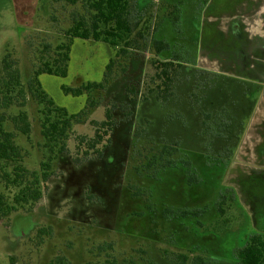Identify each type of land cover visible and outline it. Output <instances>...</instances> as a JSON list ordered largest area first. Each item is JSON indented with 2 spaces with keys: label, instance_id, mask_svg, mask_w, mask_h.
I'll return each instance as SVG.
<instances>
[{
  "label": "rangeland",
  "instance_id": "rangeland-1",
  "mask_svg": "<svg viewBox=\"0 0 264 264\" xmlns=\"http://www.w3.org/2000/svg\"><path fill=\"white\" fill-rule=\"evenodd\" d=\"M154 2L160 7V0ZM24 6L19 0H0V61L11 52L22 70L29 67L33 55L26 43L22 46L21 35L25 41L29 33H23L32 30L31 36H37L35 48L44 42L56 46L61 32L70 24L71 10L63 2L39 0L26 10L25 22L29 25L24 26L20 25L25 19ZM162 15L159 11L157 22H161ZM189 27V37L193 39L195 35ZM173 32V25L165 23L162 36L172 34L175 40L178 37ZM115 55L116 49L107 43L75 38L67 76L42 74L40 82L58 106L77 114L84 109L87 95H67L62 87L101 82ZM188 57L190 63H185L176 97L167 103L155 94L144 99L155 73L154 52L138 54L130 61L128 73L111 84L103 106L90 115L89 121H102L106 105L111 102L130 104L132 116L125 118L117 111L111 146L102 158H92L80 166L73 163L78 139L91 137L94 130L89 122L74 127L69 153L54 163L56 174L48 188L43 187V197L35 209H20L0 219V264H50L58 256L65 257L68 264H180L181 255L188 256L186 264H239L236 253L246 236L263 231L251 228L250 206L244 195L241 199L237 194L238 175L249 169L239 167L241 157L236 156V164L226 173L238 141V134L221 131L222 126L236 125L230 113L219 111L214 118L218 122L209 120L204 129L202 114L220 106H238L244 92L233 88L231 81L195 69L193 58ZM200 64L201 68L217 70L216 65L204 60ZM131 83H138L141 95L129 103L126 87ZM22 109L31 122L30 137L15 131L10 124L7 127L15 132L16 144L24 150L23 165L39 172L45 154L39 121L41 106L28 97ZM19 110L14 106L5 112L13 116ZM202 130L208 134H202ZM175 141L180 143L178 153L171 157L175 165L163 168L159 162L161 148ZM247 143L252 146L249 137ZM248 164L255 167L250 161ZM6 170L11 171L12 166ZM263 175L243 176L239 180L247 196L254 198V182ZM189 177L199 182L189 185ZM18 191L16 187L6 189L0 180V193L13 198ZM222 194L226 200L221 205ZM165 210L179 213L167 216ZM185 210L202 212L198 217H182L180 212ZM42 228L47 235L39 234Z\"/></svg>",
  "mask_w": 264,
  "mask_h": 264
},
{
  "label": "trees",
  "instance_id": "trees-1",
  "mask_svg": "<svg viewBox=\"0 0 264 264\" xmlns=\"http://www.w3.org/2000/svg\"><path fill=\"white\" fill-rule=\"evenodd\" d=\"M48 1L54 4L63 2L71 7L70 24L61 32V41L56 46L44 42L35 48L34 39L37 36L35 34L34 37L31 36L34 32L30 30L23 33H29L25 41L24 35H21L22 46L24 47L26 43L30 55H33L29 67H24L22 70L19 61L13 59L11 52H7L0 61V180L5 184L6 189L19 188L13 198L0 193V219L8 218L20 209L27 212L35 209L43 197V187L48 188L49 181L56 174L54 163L59 159H64L69 153L68 142L75 126L89 122L94 131L91 137H79L73 163L80 166L92 158L100 159L104 156L105 150L111 146V137L117 126L116 112L119 111L125 118H129L132 116L130 104L115 102L107 104L102 121H89L90 115L103 106L108 88L117 78L128 73L130 61L138 54L152 51L156 57L152 64L155 71L151 81L152 85L144 99L147 100L149 95L155 94L158 100L167 103L176 97L177 83L185 68V63L190 61L188 56L193 58L192 64L195 65L198 37L197 28L191 16L195 13L193 7L195 4L205 5L207 3V0H170V2L160 0L161 5L158 7L153 0ZM159 11L163 12L160 23L156 21ZM197 13L199 14L200 11L198 10ZM168 22L173 25V33L178 37L175 40L172 34L162 36L164 24ZM189 25L192 26L195 35L193 39L189 37ZM160 29L161 37H159ZM75 38L107 43L116 49V55L106 66L101 82H80L75 87H62L67 95H87L84 109L77 114H71L66 108L55 103L43 89L39 77L42 74L67 76L71 48ZM189 39L190 43L193 41L191 46L188 44ZM211 77L216 78L217 76ZM242 90L244 92L242 97L245 96L247 99L245 101H250L247 97L252 89L245 85L242 86ZM126 93L129 103L137 101L141 95L138 83L129 84L126 87ZM28 97L41 106L39 121L45 154L40 163L39 172L31 171L23 165L24 150L16 144L15 132L8 128L10 124L15 131L25 137H30L31 122L28 113L22 109L26 106ZM14 106L20 109L19 112L13 116L7 115L5 111ZM234 108L237 106L230 108L221 106L213 114L203 112L205 121L202 129L209 120L215 121L214 124L217 123L218 119L214 118L217 117L219 111L224 110L223 112L230 113L234 118L232 122L236 125L228 126L229 128L222 126L221 131H226L224 134H236L239 127L242 130V126L246 125L249 112L246 106L245 109L240 107L238 113L234 111ZM243 112L245 121L240 118ZM202 134L208 133L202 130ZM216 134L223 133L216 132ZM179 145L178 141L163 145L159 160L161 167H174L175 161L171 157L178 153ZM10 165L12 170L7 171L6 168ZM188 182L189 185H193L199 180L189 177ZM225 200L226 195L222 194L219 204H224ZM174 212L165 210L167 216L179 213ZM201 212V210H185L180 214L182 217H198ZM39 234L47 235L46 229H40ZM236 255L239 264H264V234L256 232L247 235ZM178 257L181 260L180 264H186L189 260L187 255ZM50 264H68V262L65 257L58 256Z\"/></svg>",
  "mask_w": 264,
  "mask_h": 264
},
{
  "label": "crops",
  "instance_id": "crops-1",
  "mask_svg": "<svg viewBox=\"0 0 264 264\" xmlns=\"http://www.w3.org/2000/svg\"><path fill=\"white\" fill-rule=\"evenodd\" d=\"M19 2L25 5L23 9L25 13L33 7L34 2L39 0H19ZM193 11L195 13L191 16L197 28L198 37L195 69L212 76L216 75V78H222L224 81H231L233 88L248 85L253 92V95L251 92L247 97L250 101H245L247 99L244 96L237 108H234V111L238 113L240 107L244 109L245 106L248 107L249 116L242 130L239 127L236 132L239 139L232 149V159L227 164L226 173L236 164L234 163L236 156L241 157L239 167L249 170H242L239 173L236 181L239 187L237 194L241 199L244 195L246 200L244 202L250 206L253 218L251 228L256 230L263 228L260 234H264V177L254 182L255 200L252 196H247L239 182L243 176L248 178V176L264 174V0H207L205 5L195 4ZM27 20L25 13L24 22H20V25H29L25 22ZM249 25L252 28H249ZM201 60L216 65L217 70L207 66L201 68ZM215 112L217 110L209 113ZM243 115L240 118L245 121ZM248 137L252 146L247 143ZM224 141L222 143L225 145ZM247 150L252 153L249 154ZM249 161L254 163L255 167H249Z\"/></svg>",
  "mask_w": 264,
  "mask_h": 264
}]
</instances>
